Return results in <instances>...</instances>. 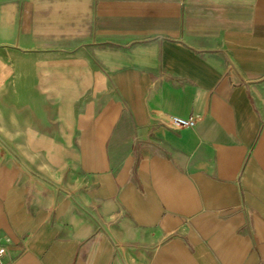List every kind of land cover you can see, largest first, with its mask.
<instances>
[{
  "label": "crops",
  "instance_id": "obj_1",
  "mask_svg": "<svg viewBox=\"0 0 264 264\" xmlns=\"http://www.w3.org/2000/svg\"><path fill=\"white\" fill-rule=\"evenodd\" d=\"M0 247L264 264V0H0Z\"/></svg>",
  "mask_w": 264,
  "mask_h": 264
},
{
  "label": "built area",
  "instance_id": "obj_2",
  "mask_svg": "<svg viewBox=\"0 0 264 264\" xmlns=\"http://www.w3.org/2000/svg\"><path fill=\"white\" fill-rule=\"evenodd\" d=\"M199 121V117L192 116L189 118L180 117L177 115L164 114L162 117V123L167 127L173 129L189 128L194 127ZM5 249L0 247V257L4 253Z\"/></svg>",
  "mask_w": 264,
  "mask_h": 264
}]
</instances>
